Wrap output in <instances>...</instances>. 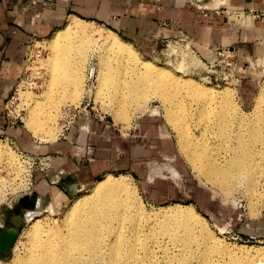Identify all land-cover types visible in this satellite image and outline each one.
Instances as JSON below:
<instances>
[{
	"label": "rangeland",
	"instance_id": "374dc122",
	"mask_svg": "<svg viewBox=\"0 0 264 264\" xmlns=\"http://www.w3.org/2000/svg\"><path fill=\"white\" fill-rule=\"evenodd\" d=\"M187 2L202 10H225L232 22L248 29L259 25L264 27V14L257 19L252 16L239 19L235 13L240 10L233 7L231 0H227L226 4L224 0ZM84 21L88 23L92 37H99L102 31L104 34L114 31L101 23ZM121 38L127 40L123 36ZM52 39L50 37L32 45L17 90L8 100V116L19 121L23 119L24 123H19L22 134L17 135L18 137L6 136L0 139V147L3 146L0 150L4 151L5 148L11 150L7 152L9 157L4 156L0 162V210L3 213L14 209L17 201L27 198L34 189V183L29 186L23 178L25 167L31 166L34 176L36 170L48 172L52 168V156L43 154V148L67 141L60 137L61 118L65 107L68 106L62 99H65L67 89L65 85H53L52 74L48 69L56 53H53L54 50L51 48ZM133 46L139 52L140 58H148L159 67L170 69L182 76V79H192L203 87L208 86L212 91L226 88L232 116L239 111L245 112L244 115L251 119L262 115V111L256 109L255 101L264 86V37L257 39L256 43L247 41L245 47L238 45L210 47L206 55L196 49L194 38L185 32L176 33L175 36L166 39L153 55L145 53L134 44ZM76 47L79 48L80 44ZM93 49L98 51L94 52ZM78 51H74L72 62L79 68L74 79L80 80L81 86L83 85L82 94L76 104L70 105L78 106L90 102L94 107V113L108 120L122 135L121 139L129 140L128 153L127 149L123 150L127 144L122 140L123 151H119V155L122 159L128 155L131 164L129 166L121 164L111 173L116 178L123 177L130 183L142 208L148 214H161L170 205L180 201L193 203L207 218L198 224V233L202 236L210 234L209 239L212 237L210 240L214 238L218 244L220 243L222 248L220 254H223L226 263L252 264L256 260L264 264V255L261 254L264 250V158L258 172L260 179L256 192L248 193V188L239 185L232 194L228 196L223 194L186 156L182 148V132L177 129L172 115L169 114L170 108L177 117L183 118L186 113L189 119L186 127H197L206 115L191 96L184 94L186 96L184 105L178 98L173 104L167 105L162 97L156 94L151 83L144 80L140 87L141 92L138 93L141 98L138 104L122 89L125 79L129 77L127 71L131 68V61L122 59L120 55L109 51L99 42L90 45L84 54H81V50ZM116 56L118 58H115ZM181 96L182 93H179L180 99ZM206 96L210 97L209 94ZM219 99L222 102V97ZM118 101H122L121 108L116 104ZM32 107L38 109L39 119L45 123L46 129L37 128L39 132H34L36 129L28 128L26 121ZM115 110L122 112L124 117L117 121L118 118L114 117ZM49 127L53 128L55 132L53 135L48 134L52 132ZM35 133H39V137ZM22 153L27 157H22ZM11 155L14 160L10 158ZM44 157H49L47 170L46 168L42 170L43 165L38 160ZM34 162L37 163L34 165ZM106 174L91 185L82 187L62 208L51 206L48 202L37 220L48 219L47 221L63 224L65 212L73 201L79 196L89 194L95 183L103 180ZM21 190L24 191L20 192ZM40 207L42 206L39 205L38 208ZM32 222L27 221L26 212L24 223L16 228L18 235L14 246L7 252L0 250V264L14 262L16 253L28 242L27 235ZM0 224H3L2 219Z\"/></svg>",
	"mask_w": 264,
	"mask_h": 264
},
{
	"label": "bare ground",
	"instance_id": "6f19581e",
	"mask_svg": "<svg viewBox=\"0 0 264 264\" xmlns=\"http://www.w3.org/2000/svg\"><path fill=\"white\" fill-rule=\"evenodd\" d=\"M87 24L74 17L50 42L53 53L56 52L48 66L52 83L65 85L67 89L62 102L68 106L76 104L82 94L83 85L74 79L79 69L72 62L74 51L81 50L84 54L90 45L99 42L122 59L132 62L131 68H126L129 77L122 89L133 101L138 104L141 101L138 93L146 80L167 105L173 104L176 98L184 105V94H187L203 108L206 116L195 128L186 127L189 123L186 113L183 118L177 117L170 108L169 114L182 132L184 153L216 189L227 196L239 185L248 188V193L256 192L260 179L258 172L264 158V86L255 101V107L262 111V115L249 119L245 112L239 111L232 116L226 88L212 91L192 79H182L170 69L159 67L148 58H140L134 46L115 32L104 34L100 31L99 37H92ZM78 44L79 48L76 47ZM179 93L183 95L181 99ZM116 104L122 107V101ZM115 111L117 121L124 117L122 112ZM28 114V128L36 129L34 132H39L37 128L46 129L36 107H32ZM49 130H52L49 135L55 133L53 128L49 127ZM35 134L39 137V133ZM10 151L6 148L0 150V162ZM44 210L40 207L27 211V221H33L28 230V242L16 253L11 264H228L220 254V243L214 238L210 240V234L202 236L198 233V224L207 218L193 203L180 201L161 214H148L130 183L123 177L116 178L113 173L97 181L89 194L73 201L65 212L63 224L48 219L37 220ZM23 223L24 219L19 218L18 225ZM261 254L264 255V250ZM252 264L262 262L255 260Z\"/></svg>",
	"mask_w": 264,
	"mask_h": 264
},
{
	"label": "crops",
	"instance_id": "0c3cea01",
	"mask_svg": "<svg viewBox=\"0 0 264 264\" xmlns=\"http://www.w3.org/2000/svg\"><path fill=\"white\" fill-rule=\"evenodd\" d=\"M231 3L238 10L264 9V0ZM74 17L110 27L149 55L179 32L192 36L196 49L205 55L210 47H245L247 41L256 43L264 37L262 25L248 29L232 22L225 10H202L187 0H0V139L22 134L21 125L8 118L7 105L32 45L53 38ZM121 138L108 120L84 117L70 131L69 140L45 146L42 153L52 156V168L46 173L36 170L32 193L11 211L0 210L1 235L6 228H19L17 221L30 209L48 202L62 208L82 187L121 164L129 166V156L119 155L125 149L128 153L129 140ZM122 140L127 144L124 149Z\"/></svg>",
	"mask_w": 264,
	"mask_h": 264
},
{
	"label": "built area",
	"instance_id": "2783aa9c",
	"mask_svg": "<svg viewBox=\"0 0 264 264\" xmlns=\"http://www.w3.org/2000/svg\"><path fill=\"white\" fill-rule=\"evenodd\" d=\"M235 14L239 19H244L246 16L247 17L252 16L253 18L257 19L259 18L260 15L264 14V10H258L256 8H248L245 10L237 11ZM7 116H8V113H7ZM84 117L86 119H98V120L104 119L100 117L97 113H94V107L91 106L90 102L87 104L81 103L78 106H75V105L67 106L65 107L62 118H61L62 133L60 137L64 140H69L70 131L74 127H76L80 119ZM8 118L10 119L11 122L13 121L17 123H24L23 119L19 121V119H12L9 116ZM22 157L26 158L27 155H23L22 153ZM38 160L40 161V164L43 165L42 170H44V168H46L47 170L49 157L39 158ZM36 163L34 162V165ZM32 169L33 168L31 166L30 167L26 166L24 177H23L24 179H26V183L29 186L33 185L34 183V172ZM22 191L24 190H21L20 192Z\"/></svg>",
	"mask_w": 264,
	"mask_h": 264
},
{
	"label": "water",
	"instance_id": "95a60500",
	"mask_svg": "<svg viewBox=\"0 0 264 264\" xmlns=\"http://www.w3.org/2000/svg\"><path fill=\"white\" fill-rule=\"evenodd\" d=\"M24 216L25 218L23 219H26V214H24ZM16 231H17L16 233H13L11 229H9V230H5L2 232L0 246L4 249L5 252H7L16 243V237L18 235V230L16 229Z\"/></svg>",
	"mask_w": 264,
	"mask_h": 264
},
{
	"label": "flooded vegetation",
	"instance_id": "af4514ba",
	"mask_svg": "<svg viewBox=\"0 0 264 264\" xmlns=\"http://www.w3.org/2000/svg\"><path fill=\"white\" fill-rule=\"evenodd\" d=\"M0 240H1V233H0ZM0 250L4 251V249L0 246Z\"/></svg>",
	"mask_w": 264,
	"mask_h": 264
}]
</instances>
